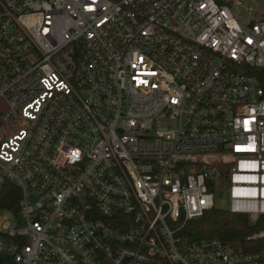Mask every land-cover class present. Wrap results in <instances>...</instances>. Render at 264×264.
Segmentation results:
<instances>
[{"label":"built area","instance_id":"obj_1","mask_svg":"<svg viewBox=\"0 0 264 264\" xmlns=\"http://www.w3.org/2000/svg\"><path fill=\"white\" fill-rule=\"evenodd\" d=\"M241 6L0 0V264H264V226L249 251L185 233L219 192L264 218V12Z\"/></svg>","mask_w":264,"mask_h":264},{"label":"trees","instance_id":"obj_2","mask_svg":"<svg viewBox=\"0 0 264 264\" xmlns=\"http://www.w3.org/2000/svg\"><path fill=\"white\" fill-rule=\"evenodd\" d=\"M248 72L256 75L264 88V68H250ZM18 198V188L14 184L8 183L0 193V208H16ZM263 226L264 218L260 219L258 224L251 225L246 215L233 214L227 210L213 208L204 216L188 221L185 233L191 240L217 237L235 247L249 251L257 249V246L249 244L247 236Z\"/></svg>","mask_w":264,"mask_h":264},{"label":"rangeland","instance_id":"obj_3","mask_svg":"<svg viewBox=\"0 0 264 264\" xmlns=\"http://www.w3.org/2000/svg\"><path fill=\"white\" fill-rule=\"evenodd\" d=\"M242 1L244 6L233 9V12L236 16L242 15L246 17L247 9L249 7H253L254 9L264 12V0H242ZM215 205L216 208L220 210H226L228 208L229 201L228 198L225 196L224 192H219L217 194Z\"/></svg>","mask_w":264,"mask_h":264}]
</instances>
